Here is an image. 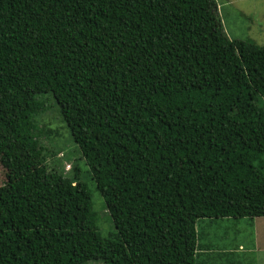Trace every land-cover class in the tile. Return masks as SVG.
Returning <instances> with one entry per match:
<instances>
[{
	"label": "trees",
	"instance_id": "obj_1",
	"mask_svg": "<svg viewBox=\"0 0 264 264\" xmlns=\"http://www.w3.org/2000/svg\"><path fill=\"white\" fill-rule=\"evenodd\" d=\"M217 10L0 0V264H222L202 222L264 218V46L231 40ZM49 94L109 237L79 169L57 172L42 145Z\"/></svg>",
	"mask_w": 264,
	"mask_h": 264
},
{
	"label": "rangeland",
	"instance_id": "obj_2",
	"mask_svg": "<svg viewBox=\"0 0 264 264\" xmlns=\"http://www.w3.org/2000/svg\"><path fill=\"white\" fill-rule=\"evenodd\" d=\"M215 2L223 30L231 40L252 41L257 45L264 46V0H215ZM40 99L44 101L47 110L40 121V128L46 127L47 123L55 133L51 144L47 137H43L42 145L44 144L49 150L53 149L50 148V145L59 150L55 156L60 158L56 161V171L60 173L65 171L66 174L72 175L74 171H71L74 166L79 169L81 181L88 186L91 193L98 233L104 238L117 233L106 208L105 200L97 189L96 183L87 175L89 168L86 166L80 149L73 142L71 132L62 120L52 94L45 95ZM50 156L51 154L47 152V161H51L49 160ZM6 167L5 159L0 156V185L6 180ZM201 226L202 231L208 232V242L217 246L215 253L221 255L222 264H227L224 261L225 257H229L237 264H264V218L257 220L249 218H231L222 221L206 220L204 223L202 222ZM225 231L227 232L224 233ZM239 245H242L243 248L240 249ZM89 264L103 263L91 262Z\"/></svg>",
	"mask_w": 264,
	"mask_h": 264
},
{
	"label": "crops",
	"instance_id": "obj_3",
	"mask_svg": "<svg viewBox=\"0 0 264 264\" xmlns=\"http://www.w3.org/2000/svg\"><path fill=\"white\" fill-rule=\"evenodd\" d=\"M257 220V219H256ZM238 247H240V249H242L243 248V246L242 245H239ZM230 254H234V253H230ZM221 256V255H220ZM222 257H220V259H221Z\"/></svg>",
	"mask_w": 264,
	"mask_h": 264
}]
</instances>
